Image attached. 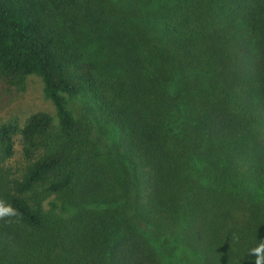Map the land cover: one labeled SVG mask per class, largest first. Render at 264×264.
Masks as SVG:
<instances>
[{
    "label": "trees",
    "instance_id": "trees-1",
    "mask_svg": "<svg viewBox=\"0 0 264 264\" xmlns=\"http://www.w3.org/2000/svg\"><path fill=\"white\" fill-rule=\"evenodd\" d=\"M29 75L57 122L0 123V264H254L264 0H0Z\"/></svg>",
    "mask_w": 264,
    "mask_h": 264
},
{
    "label": "rangeland",
    "instance_id": "rangeland-1",
    "mask_svg": "<svg viewBox=\"0 0 264 264\" xmlns=\"http://www.w3.org/2000/svg\"><path fill=\"white\" fill-rule=\"evenodd\" d=\"M36 111H45L55 117L54 107L42 92V82L38 76L29 75L23 89H17L0 79V123L13 117L24 119ZM106 140L103 138V144ZM105 148L102 146L101 151ZM14 161H7V164Z\"/></svg>",
    "mask_w": 264,
    "mask_h": 264
},
{
    "label": "clouds",
    "instance_id": "clouds-1",
    "mask_svg": "<svg viewBox=\"0 0 264 264\" xmlns=\"http://www.w3.org/2000/svg\"><path fill=\"white\" fill-rule=\"evenodd\" d=\"M4 217H20V213L11 204L0 200V219ZM250 255L255 257L254 264H264V239H260L257 247L251 249Z\"/></svg>",
    "mask_w": 264,
    "mask_h": 264
}]
</instances>
